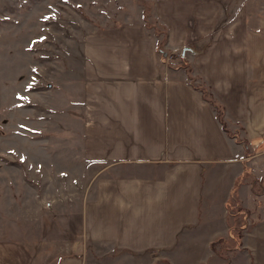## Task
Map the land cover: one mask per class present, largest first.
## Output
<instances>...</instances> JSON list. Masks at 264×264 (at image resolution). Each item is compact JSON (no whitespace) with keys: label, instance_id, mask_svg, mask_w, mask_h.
Returning <instances> with one entry per match:
<instances>
[{"label":"crops","instance_id":"obj_1","mask_svg":"<svg viewBox=\"0 0 264 264\" xmlns=\"http://www.w3.org/2000/svg\"><path fill=\"white\" fill-rule=\"evenodd\" d=\"M148 1L165 38L141 7L82 40L81 152L105 163L84 205V235L167 249L204 206H218L226 222L246 218L229 264H264V10L240 0ZM186 45L201 51L183 54ZM200 79L225 106L227 128ZM235 188L246 211L227 206ZM84 257L58 264H85ZM0 264L35 262L25 243L0 238Z\"/></svg>","mask_w":264,"mask_h":264},{"label":"rangeland","instance_id":"obj_2","mask_svg":"<svg viewBox=\"0 0 264 264\" xmlns=\"http://www.w3.org/2000/svg\"><path fill=\"white\" fill-rule=\"evenodd\" d=\"M240 1L264 10V0ZM141 7L149 27L162 29L148 0H0V238L25 243L35 264L70 255L85 256V264H226L242 248L217 235L241 224V215L226 222L218 206H204L167 249L120 248L84 235V205L105 163L81 152L82 40Z\"/></svg>","mask_w":264,"mask_h":264},{"label":"trees","instance_id":"obj_3","mask_svg":"<svg viewBox=\"0 0 264 264\" xmlns=\"http://www.w3.org/2000/svg\"><path fill=\"white\" fill-rule=\"evenodd\" d=\"M145 9H144V15L147 16V12H145ZM147 25L148 26H155L154 24H152V22H147ZM162 29L156 27L155 30H156L157 34H160V33L164 32V38H165L166 27H162ZM188 74L192 78L193 81L198 78L197 76L192 75V68L190 66L188 67ZM195 84L203 92V95L205 96V98H207L211 102L213 107L217 110L218 117L222 121L223 126L225 128H227V122L224 119L225 111H226L225 106L220 101H218V99L215 97L214 93L212 92L210 86L206 83V81H204L203 79H200V81L195 83ZM229 132L232 133L230 130H229ZM247 169H248V167H247ZM247 171H245V174L247 173ZM245 174H243V177L245 176ZM227 206H228L229 210H231V211L233 210L236 213H240L242 211H246L244 209V207L240 204L239 197L237 196V193H236V188L233 191L232 197L229 200V202L227 203ZM245 225H246V218H245V222L244 223L234 224L233 226L230 227V236L235 238V240H236L238 245L241 244V242H242V236H243L242 229L245 227ZM234 229H239L240 230V232L238 234L239 235V237H238L239 239H237L235 237L236 234L234 232ZM215 241L216 240H214L212 242L213 246L215 244ZM228 263H229V257H228V260H227L226 264H228Z\"/></svg>","mask_w":264,"mask_h":264},{"label":"water","instance_id":"obj_4","mask_svg":"<svg viewBox=\"0 0 264 264\" xmlns=\"http://www.w3.org/2000/svg\"><path fill=\"white\" fill-rule=\"evenodd\" d=\"M187 51H191V52H193V53H198V52L201 51V50H199V49H195L194 47H192V46H190V45H186V46L183 48L182 53L185 54Z\"/></svg>","mask_w":264,"mask_h":264}]
</instances>
